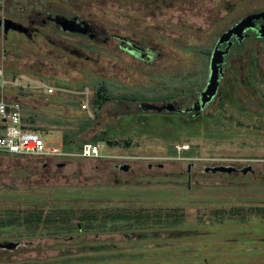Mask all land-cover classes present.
Segmentation results:
<instances>
[{
    "label": "rangeland",
    "instance_id": "rangeland-1",
    "mask_svg": "<svg viewBox=\"0 0 264 264\" xmlns=\"http://www.w3.org/2000/svg\"><path fill=\"white\" fill-rule=\"evenodd\" d=\"M35 1L29 0L31 3ZM48 1L54 8L62 9H66V2L74 3L71 10H67L77 12L94 25L104 28L105 37L86 41L82 35L58 32L52 35L54 41H14L13 46H8L10 52L6 57L0 53V67L6 72L8 80L6 87L0 91L4 96L18 99L28 111L36 110L41 116L45 113L64 119L49 136L39 132L50 145L78 153L84 141L93 142L100 145L102 157H57L47 163L42 157L1 154L0 208L38 202L108 211L143 206L150 210L157 207L165 211L180 210L183 212L182 221L171 226V230L200 229V234L176 238L169 233V229L154 228L148 231L153 232L154 238H145L143 236L148 234V229H133L134 235L144 238H134L144 249L139 255L152 260L159 258L151 248H162L169 239L173 242L169 248L170 256L184 257L182 248L190 244L201 250L200 257H214L212 253H220L214 245H228L221 244L225 242L223 239L232 237L235 230L243 228V225L230 216L222 222L223 226L217 225L219 221L212 222L210 215L218 210L228 212L238 205H251L255 199L257 202L264 201L263 179L251 184L261 174L264 175V117H258L247 109L248 99L238 101L232 83L225 79L220 85L219 96L230 119L222 115L219 96L207 106V112L195 116L142 110L136 102L112 100L103 106L94 125L89 111L81 107L79 96L66 92V88L79 89L86 84L93 85L97 80H107L112 85L143 92L177 84L191 70L203 68L204 57L188 47L214 44V34L222 32L232 20L231 15L225 13L233 9L234 0H169L167 5H161L159 0H60L61 4L58 0ZM247 4L250 7L260 5L251 0H238V10ZM128 25H135L139 30L130 34L133 38L122 28H128ZM120 35L131 37L141 51L133 50L135 46L127 48L125 45L128 44L119 39ZM70 49L72 52L68 51ZM234 60L242 67L246 65L248 71L251 61L264 71V56ZM15 76H18V81ZM40 78L55 85V93L50 94L47 88L39 87ZM234 84L242 87L239 82ZM242 90L239 89V93ZM258 94L264 95L261 92ZM197 98L198 92H193L176 100L180 108H185L192 106ZM141 99V103H159L153 102L157 99L151 97ZM103 130L107 138L105 134L104 138L91 136ZM65 132H75L70 146L63 143ZM106 139L118 143L108 144ZM60 162H65V165L58 167ZM127 162L136 165V170L143 171L141 177L148 173H176L187 168L188 163L195 162V169L203 175L196 184L202 189L188 192L182 185H167L166 181L157 183L147 179L141 182L137 179L135 186L124 187L121 179L130 178L132 173L120 172L114 164ZM218 164L240 168L252 164L262 173L258 175L249 170L245 175L252 181L242 186L243 182L227 179L226 173L204 170L205 166ZM117 177L119 181L115 182ZM259 219L253 217L250 221ZM263 229L257 227L255 230ZM12 230L9 227L0 229V237L19 239L15 237L19 231ZM130 232H112L110 236L101 235V238L106 240L109 236L112 244L121 241L125 237L123 234ZM207 233L208 236L202 237ZM43 241L46 246L42 250L35 246L29 252L22 248L14 252L0 250V264H23L25 257L44 258L58 252L55 245H49L53 244V240ZM208 246L210 249L207 250ZM6 252L11 253L12 259H5ZM133 253L138 255V251ZM186 259L185 264H191L190 259ZM62 261L46 260L43 264H64ZM124 261L110 257L108 261H77L73 264H129Z\"/></svg>",
    "mask_w": 264,
    "mask_h": 264
},
{
    "label": "trees",
    "instance_id": "trees-1",
    "mask_svg": "<svg viewBox=\"0 0 264 264\" xmlns=\"http://www.w3.org/2000/svg\"><path fill=\"white\" fill-rule=\"evenodd\" d=\"M161 5H167L170 1L169 0H159ZM162 7V6H161ZM85 22V21H83ZM85 25V29L77 30V33L81 35H85L89 30H87L89 24L83 23ZM80 26V25H79ZM125 29L129 36L134 31L137 30L135 25H128V28L122 26ZM89 29V28H88ZM147 33V32H146ZM106 34V33H105ZM220 33H216L213 36L214 44H211L206 47H198L190 46L188 47L189 50L196 52L197 55L201 53L204 57V65L202 69L199 70H191L188 74H185L181 80L178 81L175 85H167L165 87H158L160 89L155 90H145V92L140 90H131L125 86H118L112 85L107 80H97L93 85H83V87H79V89L84 88L86 86L91 87L94 90V96L92 98L91 109L93 111V117L90 119L94 120V125L96 123V118L99 116L100 111L102 110L103 106L112 100H121L125 102H136L140 104L143 102L141 98L144 97H151L157 99V102L163 103L166 101H177L176 99L179 96L184 94L199 92L206 84L210 74V61L211 56L214 50L215 43L219 37ZM88 35V34H87ZM120 40L128 45H125L127 48L132 49V46H135L133 50H140L141 48L132 42L133 36L130 38L119 36ZM86 41H93L94 36H87ZM89 46V45H88ZM141 51V50H140ZM6 74V72H5ZM18 76H15L16 79ZM41 80H45L40 78ZM46 81V80H45ZM24 90L23 87H20ZM2 90V89H0ZM1 92V91H0ZM1 94V93H0ZM13 99V98H12ZM59 102V100H57ZM220 102V110L222 112L223 117H227L230 119V116L226 114V108L224 103L219 97ZM22 103V102H21ZM60 103H63L62 101ZM71 104V103H69ZM82 107V106H81ZM207 112V111H206ZM202 113V111H193L191 113H178L184 116H195ZM42 114V113H41ZM44 116H41L36 110H30L26 108L25 104L22 103V121L23 126L25 129L35 132H42L43 134L50 135L51 131L59 126L58 123L61 122V118L56 116H47L45 113ZM58 115V114H57ZM56 117V118H55ZM66 121V120H65ZM74 129V128H71ZM75 132H65L64 134V143L65 146H70L72 144V135ZM107 138V133L104 130L102 132H98L97 134L92 135V137L96 138L97 136H101L102 138ZM108 144L118 143L116 140L106 139ZM84 143V142H83ZM82 148V147H81ZM11 155L0 153V155ZM18 156V155H17ZM39 157V156H35ZM99 158V157H94ZM58 166V164H57ZM226 178L231 180H235L238 183L243 182L245 186L249 184L250 178L245 175H237L234 176L233 174H225ZM233 177V178H232ZM247 181H243L244 179ZM260 179L264 178L258 177V180H253L251 182L255 183L256 181H260ZM257 184V183H256ZM251 205H242V206H235L232 210L226 212V210H218L213 215H210V219L212 222L218 220L219 222L217 225H221L222 222L230 216L232 219L236 218L237 221L243 225V228L236 229L235 234L232 237H227L225 242L221 244H228L219 246L214 245L215 250L217 249L220 253H212L211 255H215L212 258L207 259V261L203 260L201 250L194 247L195 245H187L182 248L185 254L184 257H188L190 259L194 258L196 260L200 259V262L196 261L192 264H264V251L259 249H253L250 251L241 250L242 247L250 244V243H262L264 245V229L261 231H256L257 227L264 228V201H256ZM30 204V205H28ZM22 203L19 207L17 206H10V207H1L0 208V229L4 227L12 228L17 234L15 237L19 239L25 237H35L40 234H49V235H68L73 234L76 231L80 230L82 227L84 230L87 231H105L108 233L112 232H119V231H133L136 228L148 229L146 233H148L149 238H154L153 232L152 235L148 231L151 229H168L171 226L175 225L182 221L183 212L180 210H172V211H165L160 209L159 207L155 208L154 210H150L148 207H139V208H121V209H89V208H76L74 206H61V205H47L38 202L34 203ZM34 204V205H33ZM28 205V206H24ZM260 218L258 221L251 222V218ZM223 226V225H221ZM254 228V230H253ZM5 230V229H4ZM12 230V231H13ZM6 231V230H5ZM198 233L197 235H199ZM151 235V236H150ZM209 233L202 235V237L208 236ZM177 238V237H176ZM205 242L203 238H201ZM241 242H248L247 244H242ZM187 247V248H186ZM210 247H206L208 250ZM154 250L157 252L159 257H166L170 256L171 254L170 249L168 248L167 244L164 247H155ZM161 250H164L161 251ZM138 251V256H139ZM111 256L109 257H121V256H137L133 252L128 250L123 252H114L110 250ZM192 253L193 256H189ZM206 253H209L208 251ZM143 255V254H142ZM207 256V255H206ZM48 260V259H47ZM66 260V262H65ZM62 262L64 264H70V259H65ZM58 262V260H55ZM193 261V260H192ZM27 264V263H23ZM48 264H51L49 262Z\"/></svg>",
    "mask_w": 264,
    "mask_h": 264
},
{
    "label": "flooded vegetation",
    "instance_id": "flooded-vegetation-1",
    "mask_svg": "<svg viewBox=\"0 0 264 264\" xmlns=\"http://www.w3.org/2000/svg\"><path fill=\"white\" fill-rule=\"evenodd\" d=\"M42 1V3H40ZM38 2L35 1L33 3L29 2V0H0V53L3 54V56H7L9 50V45H11L14 41H29V42H36V41H54V38L52 35H57L58 32L63 33H72L75 35H81L80 33H77V30L85 29V25L83 23L89 24L90 27L87 28L89 30L85 35H82L85 39L87 36H91L93 34L94 39H99L100 37H105V31L104 28H100L97 26V24H93L90 20L87 18H83L78 15V13H71L69 10H71L72 2H66L67 6H64L66 9L62 8H54L53 4L49 2L48 0H40ZM51 1V0H50ZM247 1V0H246ZM253 3H259L260 5L258 7H250L248 4L244 6H240V9L238 10V0H234V6L232 10L226 11L225 15H231L230 24L221 32L219 35L216 43L218 42L220 36L231 26L239 22L241 19L247 17L250 14H256L264 12V0H251ZM58 4L60 3V0H58ZM75 4L76 1H75ZM69 8V10H67ZM61 15L65 16L69 19L76 18L77 23H71V25H68L65 27L60 21H56V16ZM85 21V22H83ZM80 25V26H79ZM71 30V31H70ZM73 30V31H72ZM264 16H259V18H255L252 20V23L250 24L249 28L244 29L243 35H233L231 37L232 45L229 50V53L227 54V63L224 67V72L221 79V84H223V80H229L228 82L232 83L234 87V94L236 96V99L241 102L242 99H248L247 102V109L255 114L256 116L264 117V95H259L258 92H261L264 94V71L261 66L256 65L254 66V63L251 61L250 66L251 70H247V66L242 67L240 64H235L234 58H241V57H262L264 56ZM88 34V35H87ZM215 43V45H216ZM13 46V45H11ZM67 45L64 47L66 48ZM227 46V43L221 45L222 49H225ZM59 47V46H58ZM61 48V47H60ZM215 48V46H214ZM2 49V51H1ZM70 52V50H68ZM241 63V62H240ZM247 70V71H246ZM252 77V78H251ZM234 82H239L241 86L235 85ZM246 86H245V85ZM246 87V90H244V87ZM243 88V90L239 93V89ZM221 89V88H220ZM244 91V92H243ZM221 93V90H219V94ZM217 95V97L219 96ZM221 96V95H220ZM219 96V97H220ZM216 97V98H217ZM218 97V98H219ZM213 103V101L208 105L210 106ZM139 105V104H138ZM262 110H260V107ZM208 107H205L202 112H206ZM259 111V112H257ZM199 112V111H198ZM163 113H168L166 110ZM196 115V114H195ZM57 157H48L44 158L47 163L51 161H55ZM252 165V164H249ZM60 167V166H58ZM114 167L116 170H119L120 172H126L127 174L132 173L131 177L128 178H122L121 185L125 186H135L136 184L134 181L137 179L141 182L142 179H147L148 181L155 182H165L168 184H174L176 186L182 185L184 188L188 190V192H194L197 188L198 191L202 189L201 186L196 184L200 181V178H203V175L201 172L197 171L195 169L196 163L191 162L188 163V167L185 169L178 170V172H167L164 175H154L151 173H148L149 175H145L141 177L143 174V171L136 170V165L133 163H122L118 164L115 163ZM151 167V164H150ZM163 167V164H162ZM209 166H205L204 170ZM237 169L233 171L232 173L234 176L245 174L243 172V166L242 168L236 166ZM253 167V165H252ZM134 172H137V174H134ZM251 173H258L261 174L262 172L258 168H254L250 170ZM218 173H228V172H218ZM262 178H264V175L261 174ZM115 182H118V177L114 179ZM128 194V193H125ZM169 229V230H168ZM167 230L173 237H179V236H185V235H192L196 233H200V229L198 230H183L181 231H175L171 230V228H168ZM132 232V233H131ZM130 233H124L123 235L126 237L122 238L119 242L110 243V233L105 231H87L84 230L82 227H80V230L76 231L73 234L68 235H49V234H40L38 236L29 238L25 237L22 239H11V238H4L0 237V243H8L11 241L17 242V244L12 246H0V250L4 251H10L14 252L15 250H18L19 248H22L24 251H30V248L32 246H35L36 249L42 250L46 246V242L43 241V239H51L53 240V244L49 245H55L58 248V252L55 254H52L53 256H46L44 258H41L39 256L35 258L25 257L24 263L28 264H43L44 261L48 260H58L62 261L65 259H70L73 264V262L77 261H90V262H101V261H108L110 260V257L108 256L110 253V250L114 249V252H125L126 250L130 252H137V251H143V247L140 246V242L134 241L135 239H140L141 235H134V231H131ZM101 235H109L108 238L102 239ZM187 235V236H188ZM148 234L144 235L143 237H147ZM142 237V238H143ZM138 239V240H139ZM144 239V238H143ZM37 242L35 245L33 243ZM242 244H247L248 242H241ZM23 246H20V245ZM166 244L168 248H170V245H173V242H171L169 239L166 241ZM259 249L264 251V245L262 243H250L244 247L241 248V250L245 251H252L253 249ZM26 249V250H25ZM154 250V248H151V250ZM28 251V252H29ZM136 254V253H135ZM2 257V256H1ZM12 259L11 253H5V259ZM117 261L120 259H124V263L129 262L132 263L134 261V264H144L143 262H146V264H185L187 262L186 257H174V256H166V257H159L154 260L151 258H146L142 256H121V257H114ZM186 259V260H185ZM190 258H188L189 260ZM193 260V261H192ZM203 260L207 261V258H203ZM191 262L189 263H195L196 261L200 262V259L196 260L194 258L190 259ZM66 262V260H65ZM207 264H210V262H207Z\"/></svg>",
    "mask_w": 264,
    "mask_h": 264
},
{
    "label": "built area",
    "instance_id": "built-area-1",
    "mask_svg": "<svg viewBox=\"0 0 264 264\" xmlns=\"http://www.w3.org/2000/svg\"><path fill=\"white\" fill-rule=\"evenodd\" d=\"M18 79L17 77L16 80L18 81ZM7 83L5 71L0 67V89H4ZM38 83L42 89L47 88L48 93H54L57 89L55 85L45 80H38ZM66 92L78 95L82 108L88 110L93 117L91 103L94 90L91 87L86 86L81 89L66 88ZM0 153L39 156L42 158H66L77 155L90 158L102 157L100 145L93 142H84L81 151L78 153L63 150L61 146L50 145L43 135L24 128L22 103L15 98L9 100L3 95L0 96Z\"/></svg>",
    "mask_w": 264,
    "mask_h": 264
},
{
    "label": "water",
    "instance_id": "water-1",
    "mask_svg": "<svg viewBox=\"0 0 264 264\" xmlns=\"http://www.w3.org/2000/svg\"><path fill=\"white\" fill-rule=\"evenodd\" d=\"M264 16V12L250 14L247 17L241 19L239 22L231 26L228 30H226L219 38L218 42L215 45L213 50L211 61H210V74L208 81L205 86L198 92V98L193 103L192 106L180 108L177 104V101H166L163 103H140V108L143 110H153L157 112H173V113H191L193 111H201L205 107H207L219 94L221 79L224 72V67L227 63V54L232 45V41L230 40L233 35H243L244 29L249 28L252 20L255 18H259V16ZM56 21H60L65 27L77 23V19H69L65 16L57 15ZM71 22V23H69ZM264 31V30H263ZM227 43L225 49L221 48V45ZM65 165V162L58 163V166ZM212 170L214 172H228L232 173L237 169L235 165L231 164H218L214 166H209L206 170ZM252 165L245 166L243 168V172L247 173L249 170H252ZM17 244L15 241H11L8 243H0V246H12Z\"/></svg>",
    "mask_w": 264,
    "mask_h": 264
},
{
    "label": "crops",
    "instance_id": "crops-1",
    "mask_svg": "<svg viewBox=\"0 0 264 264\" xmlns=\"http://www.w3.org/2000/svg\"><path fill=\"white\" fill-rule=\"evenodd\" d=\"M1 93V92H0ZM55 93V92H54ZM51 94V93H50ZM1 95H3L2 93L0 94V96ZM47 95H49V94H47ZM4 96V95H3ZM5 97L7 98V99H9V100H11L12 98H9V97H7L6 95H5ZM92 136V135H91ZM45 137V136H44ZM49 140V139H48ZM48 142V141H47ZM85 142V141H84ZM49 143V142H48ZM63 143H64V136H63ZM64 145H65V143H64Z\"/></svg>",
    "mask_w": 264,
    "mask_h": 264
}]
</instances>
